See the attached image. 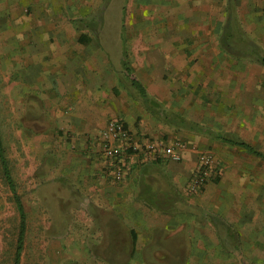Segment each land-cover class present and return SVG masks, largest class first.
<instances>
[{
  "label": "crops",
  "instance_id": "crops-1",
  "mask_svg": "<svg viewBox=\"0 0 264 264\" xmlns=\"http://www.w3.org/2000/svg\"><path fill=\"white\" fill-rule=\"evenodd\" d=\"M104 2L0 0V87L14 134L29 137L16 138L15 149L27 162L40 136L41 157H55L57 191L66 193L56 198L80 200L95 245L113 246L110 225L119 223L138 264H162L180 247L185 264H222L223 255L264 264V64L256 57L264 55V0H188L180 21L162 31L152 22L151 39L116 59L101 47L97 23L111 16L127 38L125 6ZM213 3L224 8L214 26ZM229 6L258 52L240 57L223 45ZM114 119L138 139L182 142L183 160L132 153L127 179L115 183L100 150ZM203 157L212 176L195 193Z\"/></svg>",
  "mask_w": 264,
  "mask_h": 264
},
{
  "label": "rangeland",
  "instance_id": "rangeland-1",
  "mask_svg": "<svg viewBox=\"0 0 264 264\" xmlns=\"http://www.w3.org/2000/svg\"><path fill=\"white\" fill-rule=\"evenodd\" d=\"M104 1V6L107 9L114 8L119 4L125 6L124 21L127 22V25L124 32L127 38L121 40L118 37V20L111 16L100 18L97 23V25L102 24L99 30L101 47L109 52L113 59L118 58L120 52H127V50L131 52L132 49L140 48L143 42L150 40L151 37H145V35L150 33L147 31L152 30V22L160 21L159 29L161 31L167 30L169 24L180 21L181 14L178 12L190 9L187 7L188 0ZM213 5L214 3L208 6L206 10L207 14L211 16L210 21L213 22L212 25L214 26L216 19L220 20L223 16L224 8L221 9ZM242 9L247 11V8ZM231 12L234 16L236 15L235 8L231 7ZM228 15L229 9L227 17ZM235 22H237L236 18ZM236 24L239 25L237 22L234 27L232 26V31L235 34H229L226 30L222 43L225 47L234 48L239 56L243 57L249 42L245 34L244 36L241 34L242 29H239ZM121 42H123L124 49L121 47ZM127 54L125 59L128 63L129 55ZM5 90V87H0L1 136L16 183L17 193L21 197L27 213V231L20 264H106L103 259L111 261L110 264H138L136 263V253L133 250V240L129 229L124 228L119 223H111L114 245H95L93 244L95 229L89 225V215L82 211L80 200L78 198H56L57 195H65L66 193L57 191L58 184L54 180L55 157L45 159L41 157L40 136H37L36 142H31L30 159L24 163L25 152L23 149H15L14 145H16V138L24 140L28 136L14 134L15 123L11 113L8 112ZM199 96V91H197L196 97ZM142 138L167 142L161 136L156 138L151 135H144ZM119 216L113 215V222H118ZM20 224V215L14 195L4 179L0 164V264H15ZM164 248L162 247L161 251ZM178 249L180 253L174 257H164L161 261L162 264H185L189 259V255L183 252L186 248L180 247ZM175 253H177V249H175ZM91 254H96L97 259L94 260ZM223 258L222 264H247V262L242 261L236 263V256L223 255Z\"/></svg>",
  "mask_w": 264,
  "mask_h": 264
},
{
  "label": "built area",
  "instance_id": "built-area-1",
  "mask_svg": "<svg viewBox=\"0 0 264 264\" xmlns=\"http://www.w3.org/2000/svg\"><path fill=\"white\" fill-rule=\"evenodd\" d=\"M101 150L104 158L105 174L110 175L115 183L127 179L131 170L130 157L136 153L151 161L170 160L181 162L186 147L182 142H157L138 139L122 120L109 121L101 135ZM211 160L203 157L197 166L191 188L195 193L203 191L211 180Z\"/></svg>",
  "mask_w": 264,
  "mask_h": 264
},
{
  "label": "trees",
  "instance_id": "trees-1",
  "mask_svg": "<svg viewBox=\"0 0 264 264\" xmlns=\"http://www.w3.org/2000/svg\"><path fill=\"white\" fill-rule=\"evenodd\" d=\"M230 6L228 7L229 9V15H228V20L226 22V25H225V28H224V31L226 32V30L228 31L229 34H232V26L234 27V24L237 23L235 22V20L233 19V22H232V18H234V14L231 12L230 13ZM236 26L240 28L239 25L236 24ZM241 34L244 36V31L241 30ZM248 49L249 50H254L255 52H258V49L255 45H253V42H251L249 39H248ZM257 59L262 63L264 64V55H257L256 56ZM134 85H136L134 83ZM140 91L142 92L143 96L145 97V92L142 88H140V86H137ZM0 164H1V167H2V170H3V175H4V179L6 181V183L8 184L10 190L12 191L13 195H14V199H15V202H16V206H17V209H18V212H19V215H20V220H21V224H20V235H19V239H18V245H17V252H16V259H15V264H20V261H21V255H22V252H23V249H24V241H25V236H26V231H27V213H26V210H25V206L21 200V197L18 195L17 193V188H16V183L13 179V175H12V172H11V169H10V166H9V159L6 155V151H5V148H4V145H3V141H2V136H1V130H0ZM135 247V246H134Z\"/></svg>",
  "mask_w": 264,
  "mask_h": 264
}]
</instances>
